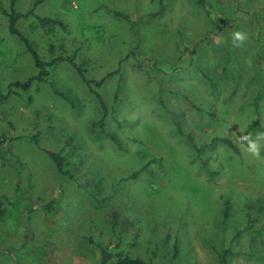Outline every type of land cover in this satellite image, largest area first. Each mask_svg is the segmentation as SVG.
I'll return each instance as SVG.
<instances>
[{"label": "rangeland", "instance_id": "obj_1", "mask_svg": "<svg viewBox=\"0 0 264 264\" xmlns=\"http://www.w3.org/2000/svg\"><path fill=\"white\" fill-rule=\"evenodd\" d=\"M203 1L165 0L156 16L161 0H0V251L42 264L56 240L82 264H101L99 246L153 264H264V0ZM12 9L33 11L17 26L45 61L74 59L91 84L63 60L11 86L39 72Z\"/></svg>", "mask_w": 264, "mask_h": 264}, {"label": "trees", "instance_id": "obj_2", "mask_svg": "<svg viewBox=\"0 0 264 264\" xmlns=\"http://www.w3.org/2000/svg\"><path fill=\"white\" fill-rule=\"evenodd\" d=\"M16 0H13V3ZM42 1V0H39ZM162 7L161 9L155 13V15H160L163 14L166 8L165 0H161ZM199 3L201 5H205L203 0H199ZM7 17L9 18V31L12 35L17 37L20 41H22L26 47L27 52L31 54L33 57L34 63L36 67L39 69V72L37 75L31 76L27 81H17L12 83L11 86H16L18 88H21L22 90H27L29 89L35 81L37 82H43L45 81L49 75H50V69L63 60H69V62L74 66L80 77L82 78L83 81H85L87 84H91L90 80L86 77L85 69L82 65L77 64L74 59H69V57H64V56H58L54 57L53 59L49 61H45L40 54L38 53L37 49L35 46L32 44V42L23 34V32L18 28L17 23L22 17L29 16L30 14H33V11H30L26 14L17 12L15 9H12L10 12L4 11ZM114 16L120 19H125L127 21H131L129 15L121 12L114 11L113 12ZM39 25L42 27H47L50 24H57L61 25L62 27L65 28V25L61 21L53 20L48 17H39ZM68 58V59H67ZM98 98L100 99V103L103 109V117L99 122L95 123V126L100 124L102 127H104V122L105 118L108 115V107L106 103L104 102L102 96L97 93L96 94ZM107 136L111 138L112 140H115V137L112 134L107 133ZM33 140L38 144L39 139L38 137H33ZM222 142L227 144L228 146L232 147L233 149H236L237 147L234 145V143L228 139V138H222L220 139ZM213 141L211 142V144ZM50 155L51 159L54 161L57 170L62 173V174H69V171L66 169L67 161L66 157L62 155L60 152H54V151H46ZM100 251H101V264H107L110 260H115V264H153L144 258H141L139 256H132L129 253H125L124 250L120 251H113L107 247L104 246H99ZM168 264H183L180 262H174V263H168Z\"/></svg>", "mask_w": 264, "mask_h": 264}, {"label": "crops", "instance_id": "obj_3", "mask_svg": "<svg viewBox=\"0 0 264 264\" xmlns=\"http://www.w3.org/2000/svg\"><path fill=\"white\" fill-rule=\"evenodd\" d=\"M12 229V228H11ZM13 230V229H12ZM14 231V230H13ZM14 232H17L14 231ZM7 233H10L7 231ZM18 233V232H17ZM13 234V233H11ZM20 233L16 234V238L14 236L11 237V242H13L14 239L20 243L19 248L26 249L28 246L25 243L26 241L22 240L21 243V235ZM37 240L35 239L34 243L32 245H36ZM25 243V244H24ZM8 247L4 248L0 251V264H20L17 252L14 250L15 247L14 244H6ZM31 245V246H32ZM34 245V246H35ZM12 247V248H11ZM49 247V250L43 251V255H45L43 258L40 254V250L38 255L42 259V264H82L84 259L83 253L82 252H77L75 250V246L71 245L70 247H66L65 245L62 244L60 241H50V243L47 245ZM31 253V251H30ZM71 256L72 258L69 261H65V257ZM97 260H99V252H97ZM26 264H33L31 260L27 258V263Z\"/></svg>", "mask_w": 264, "mask_h": 264}, {"label": "clouds", "instance_id": "obj_4", "mask_svg": "<svg viewBox=\"0 0 264 264\" xmlns=\"http://www.w3.org/2000/svg\"><path fill=\"white\" fill-rule=\"evenodd\" d=\"M247 37L244 34L241 33H236L234 35L233 38V47L239 48L241 47L245 42H246ZM261 137H258V139H260ZM250 151H252L254 154H258L259 149H258V145L256 142H252L251 147L249 149Z\"/></svg>", "mask_w": 264, "mask_h": 264}]
</instances>
